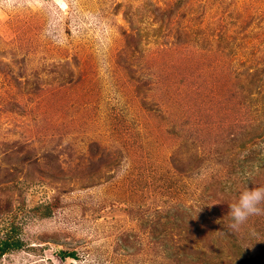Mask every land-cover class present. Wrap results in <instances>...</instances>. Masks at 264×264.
<instances>
[{
  "label": "rangeland",
  "instance_id": "obj_1",
  "mask_svg": "<svg viewBox=\"0 0 264 264\" xmlns=\"http://www.w3.org/2000/svg\"><path fill=\"white\" fill-rule=\"evenodd\" d=\"M259 186L264 0H0V264H264Z\"/></svg>",
  "mask_w": 264,
  "mask_h": 264
},
{
  "label": "clouds",
  "instance_id": "obj_2",
  "mask_svg": "<svg viewBox=\"0 0 264 264\" xmlns=\"http://www.w3.org/2000/svg\"><path fill=\"white\" fill-rule=\"evenodd\" d=\"M264 186L248 188L240 192L238 199L229 204L233 223L230 225L234 230H238L252 216H264Z\"/></svg>",
  "mask_w": 264,
  "mask_h": 264
},
{
  "label": "trees",
  "instance_id": "obj_3",
  "mask_svg": "<svg viewBox=\"0 0 264 264\" xmlns=\"http://www.w3.org/2000/svg\"><path fill=\"white\" fill-rule=\"evenodd\" d=\"M188 212L191 213V217L192 219H194V213L191 212L190 208H188ZM14 229H15V226L12 227L11 230L13 231ZM25 244L26 243L23 240V238L12 235L11 231L8 230L6 234L0 237V257H2L3 255H5L6 253L10 251L22 249ZM65 257L76 258V252L74 251L73 252H63L61 258H65ZM222 264H226V263L222 262Z\"/></svg>",
  "mask_w": 264,
  "mask_h": 264
}]
</instances>
